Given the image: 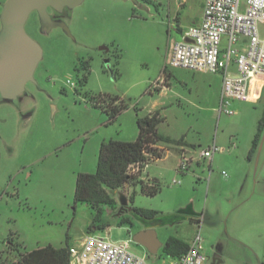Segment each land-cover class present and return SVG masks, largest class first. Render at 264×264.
<instances>
[{
  "label": "rangeland",
  "instance_id": "rangeland-1",
  "mask_svg": "<svg viewBox=\"0 0 264 264\" xmlns=\"http://www.w3.org/2000/svg\"><path fill=\"white\" fill-rule=\"evenodd\" d=\"M6 1L0 0V14ZM203 2L84 0L64 10L68 32L61 27L40 32L38 16L30 15L36 23L28 24V32L43 50L35 72L45 93L36 98L26 120L18 124L12 116L0 127L6 141L0 144V264H17L21 253L39 247L78 245L89 232L117 243L131 240L141 223L130 214L126 217L135 226L122 223L121 196L129 207L154 210L166 221L155 227L163 244L171 236L189 243L200 232L207 264H215L216 253V264H264V134L249 159L264 94L256 103L236 100V114L219 115L220 75L165 69L170 42L180 39V27L200 21ZM84 62L90 72L81 83ZM97 96L106 103L118 96L126 109L110 121L94 106ZM154 111L163 117L161 134L184 138L186 154L194 156L192 165L178 172L181 145H154L162 159H151L141 174L139 167L131 172L148 184L156 180L159 192L150 196L140 184H126L112 192L116 208L102 206L95 223L106 226L90 229L97 212L76 201L78 175L96 171L103 141L136 140L137 118ZM214 144L223 151L209 167L200 152ZM190 212L200 214V228L184 218ZM130 247L148 254L152 264L168 259L163 247L156 255L133 241Z\"/></svg>",
  "mask_w": 264,
  "mask_h": 264
},
{
  "label": "built area",
  "instance_id": "built-area-1",
  "mask_svg": "<svg viewBox=\"0 0 264 264\" xmlns=\"http://www.w3.org/2000/svg\"><path fill=\"white\" fill-rule=\"evenodd\" d=\"M166 66L197 72L221 73L222 90L217 112L234 115L236 100L258 102L264 94V0H206L202 19L172 40ZM223 148L214 144L200 156L209 164ZM183 152L177 171L189 170L194 156ZM150 159L155 156L147 152ZM138 166L132 167L136 170ZM225 174V172H224ZM175 183L179 181L175 178ZM114 242L107 236L89 232L78 245L70 247V264H152L148 254L134 252L130 243ZM200 232L189 242L180 258L160 264H207Z\"/></svg>",
  "mask_w": 264,
  "mask_h": 264
},
{
  "label": "trees",
  "instance_id": "trees-1",
  "mask_svg": "<svg viewBox=\"0 0 264 264\" xmlns=\"http://www.w3.org/2000/svg\"><path fill=\"white\" fill-rule=\"evenodd\" d=\"M83 70L81 83H86L90 72L89 62L81 63ZM103 96L93 98L95 107L105 111L110 121H113L120 114L126 105L118 96L109 99L106 103ZM121 101L120 104L117 102ZM163 121L159 111H154L147 116L138 117L137 124L139 128L138 137L134 141H121L111 139L103 141L100 146L99 160L97 169L94 173H81L77 177L75 199L77 202L87 203L92 206L97 215L91 228L103 229L106 225H97L96 220L100 219L99 215L103 211L102 206L116 208L117 200L112 192L123 188L126 184H140L142 192L146 195L154 196L159 190V184L156 180L149 184L131 172L132 167H139V174L150 162L147 152L152 153L157 160L162 158V154L157 153L153 146L158 143L177 144L185 143L184 138L174 140L159 132V125ZM264 131V111L259 121L258 129L253 139V144L249 152V159H252L256 153L262 134ZM110 190V192H109ZM124 198V197H123ZM137 218L148 220L150 223H165L164 219L158 216V212L143 208H133ZM128 219H123L122 223H127ZM150 224V225H153ZM154 224V225H155ZM189 249V243L171 236L163 246V253L168 258H180ZM17 264H70V246L54 247L48 245L39 247L31 251L21 253L20 260Z\"/></svg>",
  "mask_w": 264,
  "mask_h": 264
},
{
  "label": "water",
  "instance_id": "water-1",
  "mask_svg": "<svg viewBox=\"0 0 264 264\" xmlns=\"http://www.w3.org/2000/svg\"><path fill=\"white\" fill-rule=\"evenodd\" d=\"M83 1L7 0L3 4L0 14V96L17 100V95L24 90L26 82L33 78L42 58L41 45L26 30L30 15L37 12L47 28L60 26L68 32L67 25L63 21H54L48 9H72ZM102 49L108 50L105 46ZM106 62L109 63L108 60ZM120 201L123 203L121 198ZM148 226L137 231L131 240L143 246L149 254L156 255L164 244L158 238L156 226Z\"/></svg>",
  "mask_w": 264,
  "mask_h": 264
},
{
  "label": "flooded vegetation",
  "instance_id": "flooded-vegetation-1",
  "mask_svg": "<svg viewBox=\"0 0 264 264\" xmlns=\"http://www.w3.org/2000/svg\"><path fill=\"white\" fill-rule=\"evenodd\" d=\"M64 10L57 11V10H54L53 8H49L48 12L54 21H63L62 15H63ZM34 13H36V15L38 16V22H39L38 28L40 32L46 33V32L51 31L53 28H55V27L47 28L46 25L41 22L39 14L37 12H33V14ZM30 22L32 23L31 26L36 23L35 20L30 21V19H28L26 23L27 32H28V24H30ZM30 36L36 40V38L33 35L30 34ZM43 93H45V88L43 87V83L41 80H38V78L36 77V72H34L33 78L26 82L24 90L17 95V100H13L10 98H4L0 96V127L5 126L12 116H17L18 124H20L21 121L26 120V118H28L30 114L33 112L32 106H33L34 101L39 95ZM263 134H264V131H263ZM263 134H262V137H263ZM261 140H260V143H261ZM1 141H2V145L5 144L6 142L5 136L2 130L0 131V144H1ZM7 149L11 151L10 147H8ZM1 157H2V148L0 145V160H1ZM121 199L123 203L122 202L120 203L118 213L120 216H124L123 219H128L127 223L132 225V227H134L135 220L131 219L130 217H126L127 214H130L136 217L134 210L132 207H129L126 198H123L121 196ZM143 224L150 225L153 223L148 222V220H144ZM219 256L220 255L216 253L214 257L215 259L213 258V262H215V264L218 262Z\"/></svg>",
  "mask_w": 264,
  "mask_h": 264
},
{
  "label": "crops",
  "instance_id": "crops-1",
  "mask_svg": "<svg viewBox=\"0 0 264 264\" xmlns=\"http://www.w3.org/2000/svg\"><path fill=\"white\" fill-rule=\"evenodd\" d=\"M205 1L206 0H204V2H203V8H202V12H201V16H200V20L202 19V16H203V9H204V4H205ZM178 19H179V17H177ZM184 29L183 28H181L180 27V29L178 30V34H179V36H180V39H181V37H182V31H183ZM173 40H179L178 38H174ZM169 66H165V69L167 70V68H168ZM180 69H184V68H180ZM185 70H188V69H185ZM189 71H192V70H189ZM193 72H195V73H203L204 75H215V76H217L218 77V75H220L219 77H220V79H221V90H222V82H223V75L221 74V73H208V72H197V71H193ZM165 89H168V86H166L165 87ZM221 90H220V96H221ZM220 96H219V99H218V101H220ZM160 148H164L163 146H159ZM165 149V148H164ZM179 150L180 151H182V152H187V153H189V151L187 150V146H185V145H181L180 147H179ZM163 157V156H162ZM160 159H162V158H160ZM160 159H157V160H160ZM180 161V160H179ZM213 161H214V158H213V160H212V163L211 164H209L208 163V166L209 167H212V165H213ZM178 165H179V163H178ZM178 165H177V167H178ZM191 165H192V163H191ZM190 165V166H191ZM177 169V168H176ZM191 213V215H189L188 217H184L185 219L187 218L188 220H190L191 222H193L195 225L197 224L198 225V228H200V224H201V216H200V214L199 213H197V212H190ZM159 216V215H158ZM137 218V217H136ZM177 218V217H176ZM137 220L141 223V226L137 229V231H139V230H143V229H146V228H148L149 226L148 225H145V224H143L144 223V220L143 219H139V218H137ZM176 223V222H175ZM157 224H162V223H157ZM157 224H155V226H157ZM154 225V224H153ZM147 251V250H146ZM219 259H220V256H219V258H218V261H219ZM153 264H157V263H153Z\"/></svg>",
  "mask_w": 264,
  "mask_h": 264
}]
</instances>
